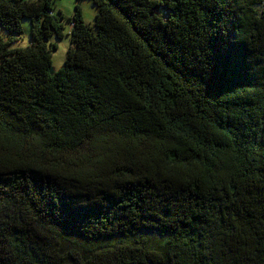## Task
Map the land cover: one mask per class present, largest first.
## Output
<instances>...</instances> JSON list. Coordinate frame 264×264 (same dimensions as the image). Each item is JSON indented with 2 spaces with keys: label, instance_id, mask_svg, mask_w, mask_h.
<instances>
[{
  "label": "trees",
  "instance_id": "16d2710c",
  "mask_svg": "<svg viewBox=\"0 0 264 264\" xmlns=\"http://www.w3.org/2000/svg\"><path fill=\"white\" fill-rule=\"evenodd\" d=\"M82 1L0 0V264H264V0Z\"/></svg>",
  "mask_w": 264,
  "mask_h": 264
},
{
  "label": "rangeland",
  "instance_id": "374dc122",
  "mask_svg": "<svg viewBox=\"0 0 264 264\" xmlns=\"http://www.w3.org/2000/svg\"><path fill=\"white\" fill-rule=\"evenodd\" d=\"M75 0H53L54 9L62 10L65 19L72 16L75 10ZM82 10H83V18L87 23L93 24L95 15L97 13L96 7L89 1H82ZM23 24V36L19 39L18 42L13 44V47H24L32 42L31 37V22L29 19H24L22 21ZM66 29L63 39L53 38L52 40L57 43L58 48L52 54L53 68L56 70L60 69L64 65V61L67 57V52L69 47L71 46V38L69 36L70 32V23L65 21ZM3 33V32H2Z\"/></svg>",
  "mask_w": 264,
  "mask_h": 264
},
{
  "label": "water",
  "instance_id": "95a60500",
  "mask_svg": "<svg viewBox=\"0 0 264 264\" xmlns=\"http://www.w3.org/2000/svg\"><path fill=\"white\" fill-rule=\"evenodd\" d=\"M51 72L54 73L55 72V68L52 67Z\"/></svg>",
  "mask_w": 264,
  "mask_h": 264
}]
</instances>
